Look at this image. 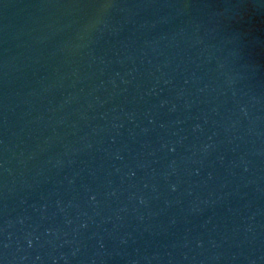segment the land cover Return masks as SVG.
Masks as SVG:
<instances>
[{"label":"water","instance_id":"water-1","mask_svg":"<svg viewBox=\"0 0 264 264\" xmlns=\"http://www.w3.org/2000/svg\"><path fill=\"white\" fill-rule=\"evenodd\" d=\"M0 264H264V0H0Z\"/></svg>","mask_w":264,"mask_h":264}]
</instances>
